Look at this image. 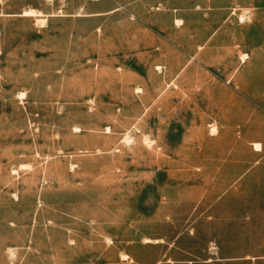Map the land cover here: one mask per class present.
I'll list each match as a JSON object with an SVG mask.
<instances>
[{
    "label": "rangeland",
    "instance_id": "rangeland-1",
    "mask_svg": "<svg viewBox=\"0 0 264 264\" xmlns=\"http://www.w3.org/2000/svg\"><path fill=\"white\" fill-rule=\"evenodd\" d=\"M263 102L264 0H0V264L256 251Z\"/></svg>",
    "mask_w": 264,
    "mask_h": 264
},
{
    "label": "crops",
    "instance_id": "crops-1",
    "mask_svg": "<svg viewBox=\"0 0 264 264\" xmlns=\"http://www.w3.org/2000/svg\"><path fill=\"white\" fill-rule=\"evenodd\" d=\"M263 109H264V102H263ZM262 122L260 117V119L258 120L257 140L252 142L253 145L254 143H258L260 145L259 149H254L257 152H261L264 149V115ZM254 164L255 165L252 167H255L261 172H264V152L262 156H259L257 158ZM248 169L249 168H247V170ZM247 170L243 172L241 176H243L247 172ZM209 218L211 219V217ZM247 231H244L242 229L243 233ZM262 240H264V237H262ZM211 241L212 239L208 240L209 243ZM180 242L181 241L179 237H177L175 240H169L166 239L165 236L164 239L152 238V240L145 242L143 240L141 243L146 244L147 247L160 245L162 249L161 258L155 257L151 262H145V264H262L264 263V245L258 246L256 248V251L250 252L248 250H242L239 253H230L225 255H217L216 252L214 251L215 249L212 246L208 245L205 250L206 253L200 255V254H196L190 248L185 247ZM125 254L128 256L127 257L128 259H124V260L126 261L129 260L127 261L128 263L134 262L138 264V262L136 261V257L131 251H129L128 253L125 252Z\"/></svg>",
    "mask_w": 264,
    "mask_h": 264
},
{
    "label": "bare ground",
    "instance_id": "bare-ground-1",
    "mask_svg": "<svg viewBox=\"0 0 264 264\" xmlns=\"http://www.w3.org/2000/svg\"><path fill=\"white\" fill-rule=\"evenodd\" d=\"M35 11L34 10H27L25 13L26 14H33ZM244 57V56H243ZM254 146H255V149H259L260 148V146H259V144L258 143H255L254 144ZM151 239H149V238H145L144 239V241H150ZM121 258L122 259H126L127 258V255H125V254H123L122 256H121Z\"/></svg>",
    "mask_w": 264,
    "mask_h": 264
}]
</instances>
